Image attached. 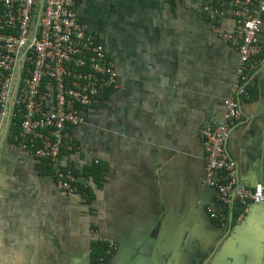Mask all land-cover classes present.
Here are the masks:
<instances>
[{"label":"crops","instance_id":"0c3cea01","mask_svg":"<svg viewBox=\"0 0 264 264\" xmlns=\"http://www.w3.org/2000/svg\"><path fill=\"white\" fill-rule=\"evenodd\" d=\"M205 3L77 5L118 77L94 106L80 109L70 127L75 148L61 163L80 173L101 164L105 176L98 184L81 176L89 201L60 190L0 112V264H91L102 240L114 252L108 264H264V204L241 214L206 183L201 131L225 123L239 51L219 33L237 30L232 1L220 4L217 20ZM259 43V66L235 95L239 112L227 123V150L248 188L264 186V17ZM190 248L207 254L195 260Z\"/></svg>","mask_w":264,"mask_h":264},{"label":"built area","instance_id":"2783aa9c","mask_svg":"<svg viewBox=\"0 0 264 264\" xmlns=\"http://www.w3.org/2000/svg\"><path fill=\"white\" fill-rule=\"evenodd\" d=\"M81 1L0 0L2 119L15 125L21 120L19 145L47 160L58 188L69 194L79 193L83 183L72 169L62 168V149L75 148L69 129L80 121L79 106H94L100 95L116 87L118 77L97 36L78 17L76 7ZM223 1L227 0H206L204 12L212 20L219 19ZM231 1L237 30L219 33L239 51L233 94L224 101L226 124L203 128L201 138L206 151V183L217 190L228 209L241 206L242 214L251 205L264 204V186L248 188L240 183L237 163L226 146L230 133L227 123L239 112L235 95L244 93L249 71L259 66L264 0ZM36 140L41 142L39 147ZM216 174H221L220 181H215Z\"/></svg>","mask_w":264,"mask_h":264},{"label":"trees","instance_id":"16d2710c","mask_svg":"<svg viewBox=\"0 0 264 264\" xmlns=\"http://www.w3.org/2000/svg\"><path fill=\"white\" fill-rule=\"evenodd\" d=\"M109 90L110 89H108L106 93L100 95L99 98L106 95ZM79 108H82V107L79 106ZM20 124H21V120H18L17 124L13 127V129H15L14 136H13L14 138H16L18 136L17 134L19 133ZM40 145H41V142L39 140H36V147H39ZM65 152H67V151H66V149L63 148L61 151L60 160H61V157L65 154ZM41 160H43V159H41ZM43 162H45L46 168L52 173L53 170H52V167L50 166V163L47 160H43ZM62 168H67V167H65L62 164ZM68 169H71V168H68ZM73 171H74L75 175L78 177L82 176L85 178H93L96 184L100 183L101 180L105 176L104 175L105 169L101 164L92 165L87 170H85L83 173H80L79 171H76V170H73ZM83 183H81V189L79 190V193L81 191L83 194L87 195L88 201H89L90 198H92L93 193H92L91 187H89L88 185H87V188L82 187ZM113 253L114 252L110 248L108 241L102 240V241L94 242V244L92 246V252H91V264H108L112 258Z\"/></svg>","mask_w":264,"mask_h":264},{"label":"water","instance_id":"95a60500","mask_svg":"<svg viewBox=\"0 0 264 264\" xmlns=\"http://www.w3.org/2000/svg\"><path fill=\"white\" fill-rule=\"evenodd\" d=\"M194 247H196V245ZM190 249H191V254L193 255L194 259L198 260V261H199V259H201L202 256L207 254V251H204L201 249H200L201 251L200 250L197 251L195 248H190Z\"/></svg>","mask_w":264,"mask_h":264}]
</instances>
